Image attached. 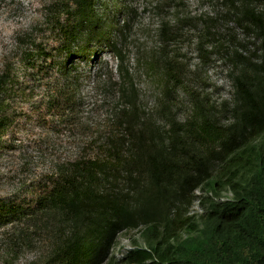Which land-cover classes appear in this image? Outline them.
Wrapping results in <instances>:
<instances>
[{
	"label": "trees",
	"instance_id": "16d2710c",
	"mask_svg": "<svg viewBox=\"0 0 264 264\" xmlns=\"http://www.w3.org/2000/svg\"><path fill=\"white\" fill-rule=\"evenodd\" d=\"M206 1L213 12L196 18L195 47L204 59L215 53L228 62L232 102L194 96L191 115L179 123L164 94L158 98L163 127L145 114L118 46L129 19L112 41L96 12L97 0H49L50 15L57 22L65 19L68 52L77 44L79 52L90 53L94 35L109 46L117 81L101 64L95 89L103 93V103L114 104L97 153L59 164L50 191L14 210L20 227L47 241L45 255L30 264H264V0ZM150 3L155 12L179 5ZM193 20L179 13L173 21L160 17L158 56L167 81L181 76L170 68L183 69L167 49ZM230 24L242 31L241 40L229 34ZM144 61L146 71H156L155 58ZM75 82L73 77L65 86L69 103L75 101ZM225 189L230 197L222 200ZM197 190L205 195L194 196ZM194 201L201 214L187 216ZM137 228H143L142 246L117 261L112 250L118 235Z\"/></svg>",
	"mask_w": 264,
	"mask_h": 264
},
{
	"label": "rangeland",
	"instance_id": "374dc122",
	"mask_svg": "<svg viewBox=\"0 0 264 264\" xmlns=\"http://www.w3.org/2000/svg\"><path fill=\"white\" fill-rule=\"evenodd\" d=\"M150 2H96V12L110 40L116 39V30L129 19L126 39L118 46L127 68L135 76L147 117L166 126L158 108V98L164 94L179 123L191 115L194 96L216 104L232 102L226 76L228 62L215 53L204 59L195 47L196 18L202 13H212L210 4L206 0H176L175 4H179L176 10L167 7L155 12ZM176 13L195 20L184 25L180 36L167 49L170 57L177 56L183 68L182 71L178 67L174 71L170 68L181 76L176 81L171 78L167 81L165 63L158 56L160 43L156 32L160 17L173 21ZM65 23L64 17L57 22L50 15L49 0H0V264H30L45 255L47 241L31 233L29 227L25 226L26 230L20 227L15 211L26 209L50 191L59 164L97 153L109 116V104H114L113 99L103 103V93L95 89V74L101 64L107 66L103 73L110 71L117 81V62L109 46L93 35L87 45L90 53L79 52L77 44L70 45L72 52L69 53ZM228 26L232 28L229 34L241 40L242 31L233 24ZM221 42L228 46L223 39ZM78 44L86 46L83 41ZM252 48L249 44L248 49ZM210 51L208 45L207 52ZM151 56L158 61L154 72L146 71L143 66L144 60ZM73 77L75 101L69 103L66 96L70 89L65 86ZM224 118L227 124L229 118ZM219 172L220 167L215 169L212 178ZM202 194L205 195L197 190L194 196ZM220 196L222 200L229 198L228 189ZM200 214L196 201L192 202L187 216ZM142 229L118 235L112 250L117 261L133 247L142 246Z\"/></svg>",
	"mask_w": 264,
	"mask_h": 264
}]
</instances>
